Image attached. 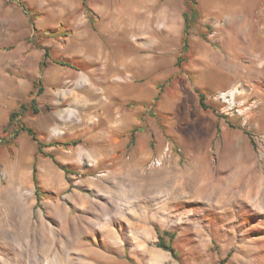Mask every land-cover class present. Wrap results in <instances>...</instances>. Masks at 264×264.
I'll return each instance as SVG.
<instances>
[{"label":"rangeland","instance_id":"obj_1","mask_svg":"<svg viewBox=\"0 0 264 264\" xmlns=\"http://www.w3.org/2000/svg\"><path fill=\"white\" fill-rule=\"evenodd\" d=\"M195 1L182 52L185 0H0V264H264V0ZM120 118L140 198L82 155Z\"/></svg>","mask_w":264,"mask_h":264},{"label":"crops","instance_id":"obj_2","mask_svg":"<svg viewBox=\"0 0 264 264\" xmlns=\"http://www.w3.org/2000/svg\"><path fill=\"white\" fill-rule=\"evenodd\" d=\"M114 112L116 117H121V115L125 114L124 107L122 109L116 108L114 109ZM113 125L114 127L112 132H110L108 139H103L102 142L90 147V149L83 148L84 151L82 152V155L84 157L90 156L91 162L107 160V166L112 168L110 171L111 174L122 177L121 187L123 193L127 192L129 194V198H140L141 186H136L138 189H135V186L131 181L128 185L127 177L131 178V176L135 174H138V176L146 175V171L144 169L137 170L136 168H142V159H144L147 154L149 155L150 151L145 145L136 143L134 148L131 149L132 156L135 157L127 159L124 153V148L128 143V139H130L129 126H127L126 122L122 120V118L117 121L116 119H113ZM136 138H138V136ZM106 140H108L109 143L105 144Z\"/></svg>","mask_w":264,"mask_h":264},{"label":"trees","instance_id":"obj_3","mask_svg":"<svg viewBox=\"0 0 264 264\" xmlns=\"http://www.w3.org/2000/svg\"><path fill=\"white\" fill-rule=\"evenodd\" d=\"M185 2H186V10L183 12V30H182V36H181V44H182L181 51L182 52H186L188 49V40H187L188 28L190 27L191 22L199 16V10L197 8V2L195 0H185ZM45 55H47V52H45ZM38 82H39V80H37L33 85L34 90L31 91L32 97L30 98V101H29V107L31 108L33 113L38 112L36 96L39 95L41 93V90H42L41 87L36 88V85ZM155 99H157V96L155 97ZM199 105L203 109L207 108V105L203 102V95L201 93L199 94ZM27 107H28V103L21 102V103H19L17 109H13L9 112L7 125L3 129V132H7L9 130V128L15 122V119L18 116H20L24 111H26ZM21 130H24L33 140L36 141L38 153H41L43 155H48V154H45L43 147L48 146V145H52V143L45 144L42 140H40L38 138L35 130L29 126L22 124ZM131 140H133V138ZM48 156L52 157V155H48ZM53 161L64 172H69V169L66 166L57 162L55 159ZM32 180H33V184H34V193L36 195V200H38L39 199V186H38L37 179L35 176V168L34 167L32 169ZM157 235H158V239H159L157 245L159 247L163 248L164 250L169 251L171 253V255L175 256L174 248L170 244L164 243L163 236L161 233L157 232Z\"/></svg>","mask_w":264,"mask_h":264},{"label":"built area","instance_id":"obj_4","mask_svg":"<svg viewBox=\"0 0 264 264\" xmlns=\"http://www.w3.org/2000/svg\"><path fill=\"white\" fill-rule=\"evenodd\" d=\"M171 153V147L168 143H166L162 150L151 159L150 165L152 166H160L164 160V157L168 156Z\"/></svg>","mask_w":264,"mask_h":264},{"label":"bare ground","instance_id":"obj_5","mask_svg":"<svg viewBox=\"0 0 264 264\" xmlns=\"http://www.w3.org/2000/svg\"><path fill=\"white\" fill-rule=\"evenodd\" d=\"M109 19H110V18H109ZM115 20H116V19H115ZM108 21H109V20H108ZM108 21H107V22H108ZM111 21H112V20H111ZM117 21H118V20H117ZM118 23L121 24L119 21H118ZM109 24H110V23H109ZM122 31L125 32V31H126V28H125V30L123 29ZM93 38H94V37H93ZM94 40H95L94 42L97 43V39H94ZM98 42H99V41H98ZM96 43H95V44H96ZM93 44H94V43H93ZM99 44H100V43H99ZM86 45H87V43H86ZM86 45H85V46H86ZM90 45H91V44H90ZM83 46H84V44H83ZM99 50H100V49H99ZM94 53H95V52H94ZM97 54H99V53L97 52ZM90 57H92V56H90ZM93 57H94V56H93ZM95 57H96V56H95ZM103 57H104V56H103ZM93 59H94V58H93ZM94 60H95V59H94ZM98 60H99V59H98ZM98 60H97V61H98ZM92 61H93V60H92ZM100 61H101V60H100ZM105 61H107V60H105ZM105 61H104V62H105ZM109 61H110V60H109ZM94 62H95V61H94ZM98 63H99V62H98ZM103 64H104V63H103ZM106 64H107V63H106ZM108 68H109V67H108ZM249 68H250V67H249ZM109 73H110V72H109ZM109 73H108V74H109ZM105 75H106V74H105ZM102 78H103V77H102ZM103 79H104V78H103ZM125 87H126V86H125ZM258 192H259V191L256 189L254 193L257 194ZM259 195H261V196L264 198V195H262V193H260ZM249 198L252 199V201H253V199H254V197H253V193H252V196H250ZM12 211H13V210H12ZM16 212H17V211H16ZM9 213H10V212H9ZM11 213H12V212H11ZM13 215H16V213L13 214ZM11 216H12V214H11ZM12 218H13V217H12ZM8 219H9V218H8Z\"/></svg>","mask_w":264,"mask_h":264}]
</instances>
